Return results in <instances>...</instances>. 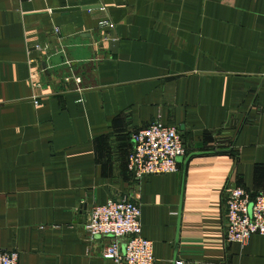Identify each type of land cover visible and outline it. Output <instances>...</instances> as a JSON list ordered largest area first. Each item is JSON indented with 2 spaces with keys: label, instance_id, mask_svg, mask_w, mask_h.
I'll use <instances>...</instances> for the list:
<instances>
[{
  "label": "crops",
  "instance_id": "crops-1",
  "mask_svg": "<svg viewBox=\"0 0 264 264\" xmlns=\"http://www.w3.org/2000/svg\"><path fill=\"white\" fill-rule=\"evenodd\" d=\"M153 121L185 155L137 179L130 135ZM233 185L264 191V0H0V250L115 264L83 223L130 196L154 264H264V236L224 241Z\"/></svg>",
  "mask_w": 264,
  "mask_h": 264
},
{
  "label": "built area",
  "instance_id": "built-area-1",
  "mask_svg": "<svg viewBox=\"0 0 264 264\" xmlns=\"http://www.w3.org/2000/svg\"><path fill=\"white\" fill-rule=\"evenodd\" d=\"M99 25L111 27L108 21L100 22ZM54 32L57 33V29ZM41 71H34L29 76L33 89L40 87L38 77ZM63 80L65 83H75L76 87L81 84L80 79L72 75ZM76 91L83 90L76 88ZM36 98L33 95L34 106L38 104ZM130 139L133 148L126 160L129 174L141 179L178 171V159L184 157L185 149L176 129L153 121L133 131ZM217 146L227 148L229 143L218 141ZM223 205L226 244L242 245L251 235L264 236V191L252 194L241 187L230 186ZM140 217L139 204L130 196L110 199L102 205L93 202L87 208L83 223L86 240L93 244L99 238L111 239L102 245L99 255L115 264H154L153 245L141 234ZM0 264H18V253L14 250H0ZM174 264L183 262L174 261Z\"/></svg>",
  "mask_w": 264,
  "mask_h": 264
},
{
  "label": "water",
  "instance_id": "water-1",
  "mask_svg": "<svg viewBox=\"0 0 264 264\" xmlns=\"http://www.w3.org/2000/svg\"><path fill=\"white\" fill-rule=\"evenodd\" d=\"M75 9H78V8H75ZM75 9H62V10H58L59 12H65V11H70V10H75ZM83 9H91V7H83ZM230 152L229 150L228 151H220L219 153H228Z\"/></svg>",
  "mask_w": 264,
  "mask_h": 264
}]
</instances>
